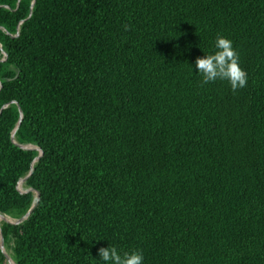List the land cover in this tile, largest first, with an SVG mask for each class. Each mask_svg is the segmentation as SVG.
Instances as JSON below:
<instances>
[{
	"label": "trees",
	"instance_id": "16d2710c",
	"mask_svg": "<svg viewBox=\"0 0 264 264\" xmlns=\"http://www.w3.org/2000/svg\"><path fill=\"white\" fill-rule=\"evenodd\" d=\"M217 35L236 92L200 86ZM2 53L0 213L35 203L2 227L15 264H264V0H0Z\"/></svg>",
	"mask_w": 264,
	"mask_h": 264
},
{
	"label": "clouds",
	"instance_id": "9594fccd",
	"mask_svg": "<svg viewBox=\"0 0 264 264\" xmlns=\"http://www.w3.org/2000/svg\"><path fill=\"white\" fill-rule=\"evenodd\" d=\"M214 48V52L197 57L194 61L196 72L201 76L200 86L219 80L226 81L233 92L245 88L248 78L240 67L239 55L233 48L232 41L217 35ZM98 257L105 264H143L144 260L139 249L119 251L115 246L99 248Z\"/></svg>",
	"mask_w": 264,
	"mask_h": 264
},
{
	"label": "rangeland",
	"instance_id": "374dc122",
	"mask_svg": "<svg viewBox=\"0 0 264 264\" xmlns=\"http://www.w3.org/2000/svg\"><path fill=\"white\" fill-rule=\"evenodd\" d=\"M4 59H5L4 53L0 54V61H3ZM36 148L37 147L34 146V148L31 149H36ZM36 150H38V148ZM25 179H26L25 177L21 178L17 184V187L21 192H26L30 190V188H27L25 185ZM32 192L36 198L37 193L35 191ZM28 210L26 211V213L28 212ZM26 213L24 215L23 212L21 211H13L11 213H0V248L4 255L3 264H15V261L13 258L14 235L12 234V232H8L7 238L5 239L3 235L2 227L6 223L14 224L17 220L23 218L26 215Z\"/></svg>",
	"mask_w": 264,
	"mask_h": 264
},
{
	"label": "water",
	"instance_id": "95a60500",
	"mask_svg": "<svg viewBox=\"0 0 264 264\" xmlns=\"http://www.w3.org/2000/svg\"><path fill=\"white\" fill-rule=\"evenodd\" d=\"M5 106H6V105H4L3 107H5ZM18 146H20V147H22V148H26V149H31V148L26 147V146H23V145H18ZM39 153H40V155H41V154H42V151L40 150ZM36 159H37V157H36ZM31 169H32V168H31ZM30 172H31V170L29 171V173L27 174L26 177L29 176ZM26 177H25V178H26ZM37 199H38V193L36 194V200H37ZM34 206H35V203L32 204V206L30 207V209L28 210V212L26 213V215H25L23 218L17 220L15 223H20V222H22V221H23V220L29 215L30 211L33 209Z\"/></svg>",
	"mask_w": 264,
	"mask_h": 264
},
{
	"label": "bare ground",
	"instance_id": "6f19581e",
	"mask_svg": "<svg viewBox=\"0 0 264 264\" xmlns=\"http://www.w3.org/2000/svg\"><path fill=\"white\" fill-rule=\"evenodd\" d=\"M15 143H16V142H15ZM24 146L29 147V148H34V146L31 145V144H25ZM36 149H37V148H36Z\"/></svg>",
	"mask_w": 264,
	"mask_h": 264
}]
</instances>
